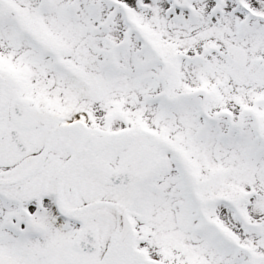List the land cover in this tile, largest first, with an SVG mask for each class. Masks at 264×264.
<instances>
[{"label": "snow or ice", "instance_id": "6c2138e0", "mask_svg": "<svg viewBox=\"0 0 264 264\" xmlns=\"http://www.w3.org/2000/svg\"><path fill=\"white\" fill-rule=\"evenodd\" d=\"M0 264H264V0H0Z\"/></svg>", "mask_w": 264, "mask_h": 264}]
</instances>
